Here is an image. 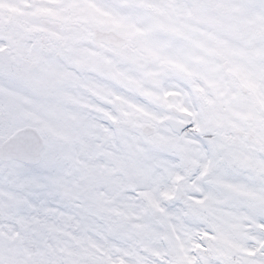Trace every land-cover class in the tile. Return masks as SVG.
I'll return each instance as SVG.
<instances>
[{"label":"snow or ice","instance_id":"6c2138e0","mask_svg":"<svg viewBox=\"0 0 264 264\" xmlns=\"http://www.w3.org/2000/svg\"><path fill=\"white\" fill-rule=\"evenodd\" d=\"M0 264H264V0H0Z\"/></svg>","mask_w":264,"mask_h":264}]
</instances>
